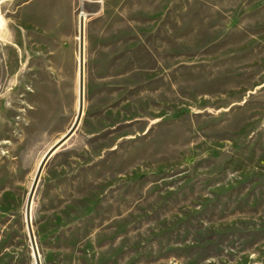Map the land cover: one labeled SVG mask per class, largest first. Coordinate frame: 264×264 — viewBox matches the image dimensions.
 I'll use <instances>...</instances> for the list:
<instances>
[{"label":"rangeland","instance_id":"1","mask_svg":"<svg viewBox=\"0 0 264 264\" xmlns=\"http://www.w3.org/2000/svg\"><path fill=\"white\" fill-rule=\"evenodd\" d=\"M264 264V0H0V264Z\"/></svg>","mask_w":264,"mask_h":264},{"label":"water","instance_id":"2","mask_svg":"<svg viewBox=\"0 0 264 264\" xmlns=\"http://www.w3.org/2000/svg\"><path fill=\"white\" fill-rule=\"evenodd\" d=\"M83 43H84V18L81 14L79 16L78 113H77V117H76L75 122L72 125L71 129L67 132V134L61 139V141L56 143L42 158V160H41V162L37 168L31 189H30L29 194H28L27 203H26V214H25L26 227H27V231H28V235H29V239H30V243H31V247H32L33 256H34L35 262L37 264H39L38 252H37V248L35 245V239H34L32 227H31V220H30L31 202H32V198H33L35 189L37 187L41 172H42L43 167L45 166L47 160L52 155L54 150L58 147V144L63 142V140L68 138L74 132V130L77 128V126L80 122V119H81L82 109H83V84H84V77H83V74H84V44Z\"/></svg>","mask_w":264,"mask_h":264},{"label":"bare ground","instance_id":"3","mask_svg":"<svg viewBox=\"0 0 264 264\" xmlns=\"http://www.w3.org/2000/svg\"><path fill=\"white\" fill-rule=\"evenodd\" d=\"M83 18H84V15H83ZM39 166V165H38Z\"/></svg>","mask_w":264,"mask_h":264}]
</instances>
